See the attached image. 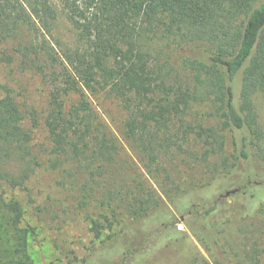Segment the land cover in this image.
I'll use <instances>...</instances> for the list:
<instances>
[{
    "label": "trees",
    "instance_id": "trees-1",
    "mask_svg": "<svg viewBox=\"0 0 264 264\" xmlns=\"http://www.w3.org/2000/svg\"><path fill=\"white\" fill-rule=\"evenodd\" d=\"M64 23L75 42L56 37L50 44L47 35L54 40L52 31ZM23 28L30 37L16 48L21 62L53 84L43 117L51 153L79 171L80 203L105 208L91 217L95 236L123 220L147 219L159 228L143 246L127 249L129 264L194 253L190 233L211 258L195 255L193 264H259L255 243L234 256L229 233L264 215L255 106L256 98L264 101V0H0V41ZM100 90L124 110L123 132L145 166L165 172L161 192L122 159L91 104L89 93ZM71 94L79 98L67 107ZM203 103L216 123L197 117ZM38 123L34 118L32 126ZM26 124L13 95L0 93V264H37L29 251L36 230L15 195L41 164ZM228 136L235 151H227ZM198 168L208 175L196 181L191 171ZM221 184L230 193L216 196Z\"/></svg>",
    "mask_w": 264,
    "mask_h": 264
},
{
    "label": "rangeland",
    "instance_id": "rangeland-1",
    "mask_svg": "<svg viewBox=\"0 0 264 264\" xmlns=\"http://www.w3.org/2000/svg\"><path fill=\"white\" fill-rule=\"evenodd\" d=\"M41 31V29L37 31V34L41 35ZM29 37L30 33L23 28L17 38L0 41V93L9 92L21 105L26 116V127L32 129V139L28 145L38 155L41 163L35 166L26 186L15 191V195L22 200L26 208V223L34 226L36 230V234L29 239L31 256L37 264H129L125 259L127 249L143 246L145 240L157 231L159 225L147 219L136 221L128 219L116 224L112 230L104 229L100 237L95 236L90 228L91 217L102 213L105 208L95 205L96 203L92 201L88 205L80 203L82 198L78 189L82 177L80 178L79 171L68 168L69 164L64 157L51 153L53 143L44 126L43 117L53 84L42 74L40 68L32 63L23 64L21 53L16 49L22 47L18 45L20 41L26 42ZM50 37L47 35L50 44H55L57 37V40L61 39L64 44L73 45L76 33L71 26L64 23L52 31L54 40ZM55 48L59 47L55 45ZM89 96L100 120L122 147V159H128L127 163L131 168L137 167L139 172L142 171V179L161 192L160 184L165 172L146 167L142 162L134 145L123 132L126 115L117 99L105 90L89 93ZM77 97L79 98L77 94L68 96L67 107L73 101H77ZM255 106L258 123L263 131L262 146L264 147V101L256 98ZM33 109L37 111V116L34 115L32 118L30 113ZM195 109L197 117L200 119L203 117L204 122H217L216 117L211 116L212 110L208 103L197 105ZM34 118L39 121L35 127L32 126ZM227 141V151H235L230 136L227 137ZM60 159L61 161L58 162ZM170 172L176 175L174 170ZM191 173L196 181L208 175L202 168L195 169ZM180 174L183 177L187 175L183 170ZM227 190L229 185L221 184L215 195L224 194ZM177 217L180 219L179 216ZM184 226L183 223L178 222L179 228ZM230 231L235 257L237 253L243 256L245 250H249L252 243H255L260 254L259 264H264V215H257ZM112 233H115L113 237L110 236ZM190 235L194 253L185 251L174 258H166L150 264H193L192 259L195 255H203L210 260L206 248L194 234L190 233Z\"/></svg>",
    "mask_w": 264,
    "mask_h": 264
},
{
    "label": "water",
    "instance_id": "water-1",
    "mask_svg": "<svg viewBox=\"0 0 264 264\" xmlns=\"http://www.w3.org/2000/svg\"><path fill=\"white\" fill-rule=\"evenodd\" d=\"M230 193V191H227V194H229Z\"/></svg>",
    "mask_w": 264,
    "mask_h": 264
}]
</instances>
